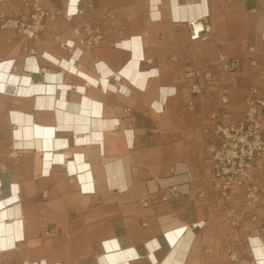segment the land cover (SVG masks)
Here are the masks:
<instances>
[{
  "label": "crops",
  "instance_id": "obj_1",
  "mask_svg": "<svg viewBox=\"0 0 264 264\" xmlns=\"http://www.w3.org/2000/svg\"><path fill=\"white\" fill-rule=\"evenodd\" d=\"M6 1L8 12L15 15L19 0ZM150 1L81 0V13L72 21L50 23L38 39L24 38L14 30L0 32V68L7 67L8 78L13 79L0 87V162L6 166L0 169V200L16 196L0 207V241L9 235L5 222L14 217L22 219L23 233L16 246H0V264H42L43 260L99 264L106 252L104 241L114 238L123 249L140 254L132 264H155L147 242L160 241L156 255L163 260L170 249L163 227L168 216L195 232L185 264H231L219 254V243H232L236 237L225 225L219 226L215 215L218 196L205 151L215 135L205 129H214L210 115L216 111L226 110L234 119H242L246 89H264V0H205L208 11L203 16H210L212 36L200 42L190 41L186 21L173 19V5L183 0H161L159 20L150 17ZM67 4L68 0H53L48 7ZM108 11L115 13V19L101 21L98 17ZM92 19L106 34L100 46L76 45L73 52L60 46L59 39L75 37L74 26ZM125 41H130V47L122 45ZM220 51L242 59L233 76L213 64ZM47 53L74 59L79 69L96 78L102 79L105 69L119 73L108 76L117 90L89 85L78 73L63 72ZM126 65H133L131 77L122 74ZM192 69L212 71L213 78L200 76L203 92L195 97V109L188 111L194 80L182 82L181 77ZM146 72L150 74L138 75ZM33 86L46 90L32 92ZM224 87L229 89V102L221 105ZM41 97L52 98V105L41 106ZM25 126L35 129L36 139H42L40 146L45 145L46 129H52L55 148L50 151L56 156L49 166L45 147L34 146L18 158L10 157L18 139L15 131ZM37 127L44 135L37 134ZM60 140L66 144L58 146ZM64 154L66 159L60 157ZM124 155L132 172L129 188L121 191L108 184L104 166L106 157ZM179 163L185 165L182 173L191 178L180 184L184 193L144 207L141 199L151 190L150 182L176 175ZM251 180L259 184L261 197L257 221L242 246V251L250 252L243 256V264H263L252 239L259 236L264 241L258 234L264 223V163ZM204 191L207 196L202 198ZM164 193L168 190L155 192L153 198ZM6 210L14 217H2Z\"/></svg>",
  "mask_w": 264,
  "mask_h": 264
},
{
  "label": "built area",
  "instance_id": "obj_2",
  "mask_svg": "<svg viewBox=\"0 0 264 264\" xmlns=\"http://www.w3.org/2000/svg\"><path fill=\"white\" fill-rule=\"evenodd\" d=\"M53 0H19L17 13L12 15L7 10V1L0 0V32L14 30L28 39H38L45 31L46 27L59 19L72 21L74 16L82 12L70 13L63 7L57 6L55 9L48 7ZM81 0L79 1L80 4ZM92 8L93 4H89ZM151 9V8H150ZM106 19H114L115 13L108 11L104 16ZM189 38L192 42H200L212 36V24L209 15L202 16L195 20L187 21ZM74 38L59 39L60 46L73 52L76 45L86 49L100 46L106 39L105 31L101 26L92 22L85 21L80 26L72 28ZM34 52V49H31ZM217 65L220 71L233 76L241 67L242 60L238 56H230L223 51L217 55ZM45 73V72H44ZM205 75L208 80H212L213 72H202L200 69L187 70L181 77L182 82L191 79L190 84L192 99L187 105L188 111L195 109V97L203 92V85L200 76ZM220 104L225 105L229 102V89L222 88L219 96ZM245 112L240 120H235L226 110L216 111L210 115L215 127L213 133L215 139L206 144L208 158L211 163L213 186L222 195L221 209L225 218L233 227L243 226L247 231L250 230V222L257 219V215L252 211L241 212L234 204L236 193L242 189L244 204L250 209H254L260 200V186L251 180L255 173L264 163V89L252 86L244 93ZM209 132V129H205ZM13 148L12 151L14 152ZM11 153V154H12ZM12 158H18L21 152L17 150ZM5 163L0 162V169H5ZM188 173V172H187ZM187 174L186 182L190 181ZM178 186H169L165 189L168 194L163 195L162 200L167 201L172 196L184 193ZM164 189L157 187L150 190L143 198L145 206L151 205L152 195ZM264 231V226L261 227ZM230 254L235 255L232 248H228Z\"/></svg>",
  "mask_w": 264,
  "mask_h": 264
},
{
  "label": "bare ground",
  "instance_id": "obj_3",
  "mask_svg": "<svg viewBox=\"0 0 264 264\" xmlns=\"http://www.w3.org/2000/svg\"><path fill=\"white\" fill-rule=\"evenodd\" d=\"M79 1L80 0H68L67 7L64 8L65 11L70 13H76L77 10H79ZM161 4V0H151L149 3L150 9V17L154 20L161 19V11L159 9V5ZM207 2L205 0L203 1H186L183 0L182 2L176 3L172 7V16L173 19L176 21H190L195 20L197 18H200L205 13H207ZM75 17V16H74ZM109 19H106V21ZM80 26V25H78ZM77 27L74 26L73 28ZM47 28V27H46ZM46 30V29H45ZM263 34H264V28H263ZM121 43V42H120ZM119 43V44H120ZM122 44V43H121ZM125 47H130V41H125L123 44ZM47 56L51 58L56 64L61 66L64 70H68L71 72L78 73L80 76L85 77L87 84L89 85H101L103 88H110L111 90H117V87L113 85L112 83H109L108 76H120L119 73H115L111 71L110 69H105L102 72V79L96 78L95 76H92L88 74L87 72L79 69L78 63L72 59V58H56L53 55L47 53ZM136 62V60H134ZM133 65H126L123 70L122 74H124L127 77H131L132 71H133ZM6 69L0 68V87L2 88L7 80H13L12 77L8 78L9 75L6 72ZM150 72L141 73L138 75H141L143 77L148 76ZM231 76V75H230ZM140 77V76H139ZM68 85H64L63 88H66ZM79 89L85 90L84 86H79ZM46 90L44 87L41 86H33L32 92L35 91H41ZM122 90L124 92L127 91V87H123ZM47 97V96H46ZM52 98H43L41 97L39 99V102H41V106H51L52 105ZM60 104L64 105V101H61ZM108 127V125H104L102 123V127ZM37 134L38 135H44V131L40 129V127H37ZM46 135L47 138H45V145L39 144V142H42V139H36L35 137V129L33 127H22L20 130L15 131V136L18 138L15 140L13 146L11 147V150L14 148L17 152H23L26 149H29L34 146H38L39 148L45 147L46 151V165L49 166L51 164V159H54L56 156L51 149L55 148V144L53 142V138H50V136L53 135L52 129H46ZM77 137V135H75ZM127 136L129 138H132V131H127ZM39 141V142H38ZM66 144L65 140H60L57 142L58 146H63ZM14 151V152H15ZM10 152V157L12 155H15V153ZM12 153V154H11ZM58 156V155H57ZM61 158L64 157L66 159V155H61ZM80 157V155H79ZM17 158V157H16ZM110 157H106L107 162L105 167L106 175L108 184L110 186H116L118 190L124 191L129 188V181L131 177V169L130 165L128 163V159L126 156H119L113 160L109 159ZM81 159V157L79 158ZM111 160V161H108ZM67 161V160H65ZM177 172L176 175L172 176H164L159 177L158 181H151L150 182V189L156 190L157 187L167 188L169 186H178L180 187V184L187 179V174L185 175L182 173L185 170V165L182 163H179L178 167H175ZM1 184V182H0ZM85 189L88 188L86 184H84ZM181 188V187H180ZM182 189V188H181ZM167 190V189H166ZM16 199V196H12L11 198L7 200H0V207H3L7 204V202H12ZM14 212L12 211H3L2 217L11 216L14 217ZM22 227V219H19L18 217L12 218L10 221L5 222V229L6 232L9 234L6 237H3L0 241V246L3 248H11L13 246H16V239H22L23 233L21 230ZM163 227L165 230V238L170 246V249L167 253V255L164 257L163 260H159L156 251L161 247L160 241L155 238L153 240H150L147 242V253L149 254V257L154 261L155 264H185L186 263V257L188 252L190 251V248L192 246L195 232L194 230L185 225L184 223L175 220V218H172V216H168L164 218ZM253 238V237H252ZM252 242L255 246L254 251L255 255L259 257L264 258V241L261 237L256 236V238L252 239ZM104 247L106 249V252L101 256L99 264H132V260L136 257H140V254L135 251L133 248L123 249L121 247V243L118 241V239H110L104 241ZM29 264H38L37 262H30ZM42 264H61L59 262L55 263H48L46 260L42 261ZM264 264V260H263Z\"/></svg>",
  "mask_w": 264,
  "mask_h": 264
},
{
  "label": "rangeland",
  "instance_id": "obj_4",
  "mask_svg": "<svg viewBox=\"0 0 264 264\" xmlns=\"http://www.w3.org/2000/svg\"><path fill=\"white\" fill-rule=\"evenodd\" d=\"M88 8L89 9H92V8H90L89 7V5H88ZM106 15V13L105 14H102V15H100V17H98V18H100L101 19V21H103V22H105L106 21V18L104 17ZM115 19V18H114ZM114 19H109V20H114ZM90 22H92L93 24H95V22L93 21V19L92 20H89ZM95 25H98V24H95ZM99 26H101V25H99ZM102 27V26H101ZM102 29H103V27H102ZM104 30V29H103ZM226 54H228V53H226ZM228 55H230V56H233V55H231V54H228ZM216 60H217V57L213 60V64L218 68V65H217V62H216ZM242 60V59H241ZM242 63H243V61H242ZM219 69V68H218ZM240 69V68H239ZM220 70V69H219ZM239 71V70H238ZM237 71V72H238ZM236 72V73H237ZM199 96V95H198ZM244 112H245V109H244ZM244 116V115H243ZM236 120V119H235ZM211 131H213L212 129L210 130L209 129V132H211ZM205 151H206V153H207V150H206V146H205ZM207 155H208V153H207ZM209 163H210V161H209ZM210 166H211V163H210ZM258 171V170H257ZM256 171V172H257ZM211 172H212V169H211ZM254 174V173H253ZM211 175H212V173H211ZM211 175H210V180H211V184H212V187H213V189L217 192V196H218V206H217V209H216V211H215V215L217 216V218H218V221H219V226L221 227L222 225H225L226 226V228H227V230L229 229V230H232V233L235 235V239H233V241H232V243H227L226 244V242L225 241H220V243H219V254L221 255V256H224L229 262H231V264H243V262H244V258H243V256L244 255H247L248 256V254L250 253V252H247V251H242V246L244 245V244H246L247 243V241H248V238H249V231L251 230V228H250V230L249 231H247L243 226H239V227H233L232 225H231V223L225 218V216H224V214H223V211H222V209H221V201H222V195H221V193L218 191V190H216L215 188H214V186H213V182H212V179H211ZM159 190H162V189H159ZM148 194V193H147ZM146 194V195H147ZM155 194V193H154ZM153 194V195H154ZM237 194H238V192L236 193V195H235V199H234V204H235V206L237 207V209L239 210V211H241V212H244V211H246V212H248V211H252V212H254L256 215H257V213H256V209H257V207H258V204H259V202L257 203V205H256V207L254 208V209H250V208H248V207H246L245 206V204H244V198H243V191L241 190V197H240V199L237 201V199H236V196H237ZM145 195V196H146ZM153 195H152V200H151V205H149V206H145L144 205V203H143V198L145 197H143L141 200H142V205L144 206V207H150V206H152V205H154V204H157V203H162V202H164V200H162V197H163V195H165V193L164 194H162V195H160V196H158L157 198H153ZM180 195V194H179ZM200 195H201V197L202 198H205L206 196H207V193L204 191V192H201L200 193ZM260 197H261V190H260ZM140 200V201H141ZM260 201V200H259ZM257 218H258V215H257ZM255 221H257V219L256 220H254V221H252V222H250V226H251V224L252 223H254ZM224 226V227H225ZM264 226V223L260 226V227H258V234L259 235H263L264 236V231H262L261 230V227H263ZM229 247H231L232 248V250H233V252L235 253V255H233V254H230L229 252H228V248ZM246 253V254H245ZM250 260V259H249ZM251 262H254L253 260H251Z\"/></svg>",
  "mask_w": 264,
  "mask_h": 264
}]
</instances>
